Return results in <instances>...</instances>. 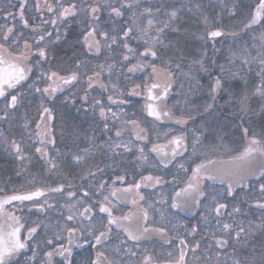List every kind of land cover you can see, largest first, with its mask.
Returning a JSON list of instances; mask_svg holds the SVG:
<instances>
[{
	"label": "flooded vegetation",
	"instance_id": "1",
	"mask_svg": "<svg viewBox=\"0 0 264 264\" xmlns=\"http://www.w3.org/2000/svg\"><path fill=\"white\" fill-rule=\"evenodd\" d=\"M247 1L140 0L137 7L134 0H108L116 7L121 3H132L133 7L121 9L123 15L120 17L110 15V9H101L94 26L109 35H116L118 40L108 48L98 35L101 49L96 52L90 51L83 41L84 33L93 23L90 14L80 12L61 21L57 18L60 0H26L23 19L28 24L25 26L20 17V4L24 0H0V43L5 44V50H0L2 55L10 52L13 57L18 56L25 51V40L33 44L37 36L51 33L50 36L45 35L40 45L46 48L47 57L40 58L33 45L29 57L33 65L32 73L27 81L22 82V87L8 90L11 95L19 92L23 96L21 103L14 110H9L7 117L0 119V198L27 193L36 188L64 185L62 193L48 194L34 201L5 204V209L10 212L15 209V215L21 218L24 225L21 228L22 240L28 236L29 228L37 229L28 238V246L10 257V264H95L97 254L101 252L104 254L101 258L103 264H145L146 256L151 258L150 264H235L236 261L239 264H264V228L259 227L264 212L256 205L257 200L264 199V193L260 190V185L264 184V168L256 177L243 180L242 177H232L238 176L235 171L231 174L229 169L224 171L216 165L207 166L214 160L238 156L253 135L264 141V97L253 94L259 83L256 76L259 68L256 63L248 67L241 65V58L247 54H250L249 58L264 55V42L246 40V23L237 33H233L240 36L239 41L231 44L222 41L229 36L232 21L238 18L241 22L248 12L254 13L259 0H255L256 4L251 10L247 8ZM62 2L66 5L73 0ZM74 2L83 8L88 0ZM37 4L40 5L39 10ZM47 4L55 6L53 12H48ZM147 8L152 9L151 16L144 12ZM172 10H176L178 15L169 27L164 28L162 43L154 49L157 57L147 56L141 60L140 53L147 45L139 38L137 29H143L148 19H152L156 22L155 26L145 39L156 36L155 29L164 26ZM199 13L207 14L210 19L216 15L222 16L213 28L225 33L215 40L208 39L203 48L196 37L192 40L188 35L190 22ZM54 19L55 25L51 23ZM7 27L14 29V35L12 39L4 41L2 35ZM128 27H132L133 32L126 42L135 50L134 54L123 48L120 39ZM234 43L239 46L238 49L232 48ZM232 53L236 56L233 57ZM125 55H134L135 58L124 61ZM181 56L189 61L181 60ZM202 57L203 69L194 63ZM77 62L80 63L79 68L76 67ZM138 62L146 63L149 67L130 72L129 68ZM151 65L172 73L173 86L166 99L158 102L162 108L170 110L171 118L156 120L147 114L145 85L157 82ZM221 65L226 69L231 68L238 75H227L223 88L216 92L213 99L210 84L220 75ZM182 67L192 70L193 79L189 86L181 84L182 87L179 85L176 88L175 82L180 75L178 71L183 70ZM51 71L61 76L76 71L79 82L65 86L62 91L52 95L29 89L33 83L41 89L46 87L48 81L43 78L37 80V77L41 72ZM94 72L100 73V80L89 88L87 77ZM136 85H141L136 90L139 95L134 92ZM109 96L112 97L111 101ZM244 97L247 99H242ZM7 99H10V95ZM6 103L7 100L0 97V117H4ZM101 106L105 110V117L100 116ZM43 107L51 109L53 117L48 126L55 143L46 145L49 159L57 164L52 171L35 151L36 147L41 146L35 133L36 124L43 123L40 121ZM111 113H116L117 118L113 119ZM180 118L186 123L178 124ZM127 121H136L146 129L147 139L138 140L135 130L131 125H126ZM105 124L108 125L107 129ZM245 128L248 129L247 135L243 131ZM117 131H121L120 137L115 135ZM179 135L184 136V146L173 157L171 149L174 145H169L168 141ZM12 141L20 143L22 154L30 159L19 160L11 147ZM116 144H128L132 150L114 149L112 146ZM154 144L166 145L164 151L167 155L152 151ZM140 148H143L147 162L139 159ZM254 155L264 161V155ZM74 156H83L84 159L77 163ZM199 164H203L204 169L193 176V169ZM90 172L94 175H88ZM244 172L241 170L239 175ZM149 175L159 177L162 182L154 184L141 180V177ZM118 176H124L125 180L114 184ZM137 182L140 183L137 191H120L115 196L111 195L113 189H123ZM101 183L105 187L98 191ZM189 183L198 184L205 195L193 193L186 201L184 196L177 197L176 194L186 189ZM229 183L233 186L232 195L227 193ZM69 185L72 187L69 188ZM84 190L89 192L90 199L83 196ZM68 191L75 192L77 199H69ZM104 197H108V200L105 201ZM45 200L51 207H40ZM174 202L179 206L173 207ZM102 203L112 208L114 217L129 216L130 219L119 220L122 227L115 224L108 226V214L99 211ZM216 203L227 206L219 216L215 212ZM88 205H93L92 211L80 215ZM234 207H238L239 212H233ZM69 215L74 217L72 221L67 220ZM225 223L232 226L229 229L231 236L222 231ZM106 226L111 228L107 239L96 244L95 236L106 231ZM239 226L246 231L236 239L235 231ZM193 227L196 232H192ZM70 228L76 231L69 233L67 229ZM124 228L134 234H139L145 228L148 232L134 241ZM160 229L164 231L160 232ZM181 237L187 247L180 244ZM214 237H223L228 243L218 245ZM61 245L70 251L61 255ZM49 251L53 252L50 261L45 256ZM181 252L184 253L183 261H180Z\"/></svg>",
	"mask_w": 264,
	"mask_h": 264
},
{
	"label": "snow or ice",
	"instance_id": "2",
	"mask_svg": "<svg viewBox=\"0 0 264 264\" xmlns=\"http://www.w3.org/2000/svg\"><path fill=\"white\" fill-rule=\"evenodd\" d=\"M135 6L139 7L140 0H134ZM26 7V0L20 4V17L23 20V23L25 26H27L28 21L23 19L24 9ZM48 12H53L54 5L47 4L46 5ZM133 7L132 3H121L119 7L113 6L111 3L108 2V0H104V2H99V0H88L87 6L81 8L78 7L77 3L69 2L66 5L60 0L58 5V19L63 21L68 17H75L80 14V12H84L86 14L91 15V19L93 21L92 24L88 26L87 31L84 33L83 41L85 46L91 51L95 50L96 52H99L101 49V39H98L97 36L99 35L100 38L103 39L105 42L104 46L111 48L112 45H115L117 43L118 37L116 35H109L108 32H104L102 30H99L98 27L94 26L96 21L99 19V13L101 12V9L107 8L110 9V15L114 14L115 17H120L123 15V12L121 9L128 8L131 9ZM40 9V5L37 4V10ZM159 11V9H157ZM144 12L147 13L149 16L152 14V9L147 8L144 9ZM143 14V13H141ZM177 11L172 10L168 13V21L164 23L163 27L156 28V36H149L148 39H145V36H148L150 31L155 26V23L152 19H148L147 26L143 29H137L139 32V38L142 39L147 45L144 52L140 53V59L143 60L147 56H151L153 58L157 57V51L154 49L156 46L160 43H162L161 40V34L164 31V28H167L170 26L171 22H174L177 18ZM262 21H264V0H259L258 5L256 6V9L254 13L251 15V18L249 19L248 23L245 24V27H251L254 24H259ZM205 24H208L207 18H205ZM44 23H47L45 21ZM52 24H56V20L51 21ZM133 32L132 27H128L126 30L123 31L122 37L120 39L123 42V48L130 54H134L135 50L132 49L128 43L126 42L129 38L130 34ZM225 33L218 29L213 28L209 31H207L206 36L209 40H215L217 37L223 36ZM14 35V29L12 27H7V29L3 32L2 39L4 41H8L12 39V36ZM45 35L50 36L51 33H46L44 35H39L35 38L33 41V44H29L27 40L24 41V49L25 51L21 53L18 56H12V54L9 52L6 56L0 55V97H4L7 100V103L4 107V117H0V119H3L9 115V110H14L20 103L23 96V93H17L15 95H11L8 90L9 89H16L18 86H23L22 82H25L28 80L30 73L33 71V65L29 62V57L31 55V50L33 45L36 46V52L38 53L40 58H46L47 52L45 47H40L41 44H43L45 40ZM59 38V37H57ZM201 39H204V37H201ZM262 39H264V36H262ZM16 41H13L15 43ZM0 50H5V44L0 43ZM232 56L235 57L236 54L232 53ZM250 57V54H247L241 58V65L242 67H248L249 65L256 63L259 71L256 73V76L259 80L258 85L256 86L254 90V95L258 94L261 97H264V55H259L258 57ZM134 55H125L123 57L124 61H129L130 59H134ZM40 61H37V65H39ZM194 63L200 65V67L204 68V61L203 57L200 60L195 61ZM229 63L231 64L232 61L230 60ZM77 68L80 67V63L77 62L76 65ZM103 67V66H101ZM149 67L146 63L138 62L137 64L132 65L131 68H129V71H134L136 69L143 70L144 68ZM177 68H179V65H176ZM152 73L154 74V79L157 82H153L151 84L145 85L146 93H147V101L145 108L147 111V114L151 117H154L156 120H160L163 117L171 118L172 114L170 110H167L166 108H162L160 106V103L163 102L166 97L169 94L170 89L173 86V79H172V73L167 70H159L156 68L155 65H151ZM249 71H251V68H248ZM220 75H217L214 80L210 84V93L212 94V98L215 99V94L217 91L221 90L223 88L225 77L227 75L236 76L238 75L237 72H233L231 68H225L223 65L220 66ZM41 78L48 81L47 86L43 89L39 87H35V83L32 85H29V89H34L35 92L52 95L56 93L57 91H62L65 86L72 85L74 82H79V73L76 71L71 72L67 76H61L58 72L51 71V72H41V75L37 77V80H40ZM100 80V73L94 72L92 76L87 77L88 81V87L91 88L93 86V83ZM101 87H105L104 85H101ZM141 88V85H136L134 92L136 95H139V91H136ZM8 95H10V99H7ZM84 99H87V96L84 97ZM108 99L111 101L112 97L109 96ZM242 99H247V97H244ZM97 104H99V101H96ZM208 107H211V105H208ZM110 111V110H109ZM113 119L117 118L116 113H111ZM100 116L105 117L106 113L104 108L101 106L100 108ZM52 113L51 109L47 107H43L42 112L40 113V121L43 123H37L36 128L37 131L35 135L39 138V144L40 147H36L35 151L36 153H39L41 157L44 158L45 162L50 165L49 171H52L57 168V164L53 162L52 159H49V154L47 151V144H54L55 140L51 138V130L48 126V122L52 119ZM178 124H184L186 123L185 120L182 118L177 120ZM126 125H131V127L135 130V136L138 140H145L147 139V130L144 128H141L139 124L136 121H127ZM105 129H107L108 125L105 124ZM244 134H248V129L245 128ZM117 137H120L122 135L121 131H117L115 133ZM169 145H174L171 149L172 156L175 157L177 154L178 149L182 148L184 146V136H174L170 141H168ZM12 149L14 150L15 155L17 158L21 161L25 159H30V157H26L22 154L23 149L20 143H17L16 141H12L11 144ZM115 148H123L125 151H131L132 149L129 147L128 144H116L112 146ZM166 145H157L154 144L152 147V151L157 152L158 154L162 153L163 155H167V153L164 151ZM186 150V149H185ZM140 152L139 159L147 162V157L144 155L143 148L138 149ZM87 152V150H85ZM255 153H260L261 155H264V141H261L258 139L255 135L251 136L248 140V146L245 147L242 152L236 157H234L235 160L245 162L250 157L253 156ZM59 154V153H58ZM73 159L79 163L81 162L84 157L83 156H74ZM183 168V165L180 166ZM204 169L203 164H199L196 166L195 169H193V176H197L200 171ZM97 171H101L100 169H97ZM88 175L92 176L94 173H88ZM211 179H215V177H209ZM124 176H118L116 177V180L113 181L115 184L117 181H124ZM141 180L143 181H152L154 184L161 183V179L159 177H152L151 175L146 177H141ZM72 186L69 185V188ZM105 185L101 183L98 187V191L100 189H103ZM140 188V183L137 182L135 184H129L126 188L123 189H113L111 195L115 196L118 192L123 191L124 193H129L133 191H137ZM260 190L262 193H264V184L260 185ZM64 191V185H60L55 188H36L34 191H30L23 194H13L9 195L3 198H0V221H3L0 223V264H10V257L18 253L21 249H24L28 246V238L32 236L33 233L36 232V227L29 228L28 229V236L25 237L23 240L21 239V228H23V224L21 223V218L17 215H15V209L13 211H8L5 209V204H11L14 201L19 202H25V201H34L39 198H43L48 194H54V193H62ZM193 193H197L200 196H204L205 193L199 190L198 184L189 183L186 189H183L181 192H178L176 195L177 197L184 196L185 201L192 196ZM227 193L228 195H232L233 193V186L231 183L227 185ZM69 199H77L76 193L73 191H68L67 193ZM83 196L88 197L89 199L90 194L87 190L83 191ZM105 201L108 200V197H104ZM143 199V197H141ZM213 200L215 201V197H213ZM82 202V201H78ZM133 203H136L135 200H133ZM199 203V201H197ZM45 205H47V201L45 200L44 204H41L40 207L43 208ZM257 207L264 212V199L257 200L256 202ZM48 207H51V205H47ZM179 205L175 202L173 203V207H178ZM93 205L85 206L84 213H81L80 215H84L86 213H90L92 211ZM227 206L225 204L216 203L215 212L217 216L221 214V210L226 208ZM238 207L233 208V212H239ZM99 211L101 213H107L108 214V220L107 225H117V227H122V225L118 222L119 220H128L130 219L129 216H123V217H114L112 215V208L108 207L106 204H100L99 205ZM231 215V213H229ZM144 218L147 219V212H144ZM74 217L72 215H69L67 217V220L72 221ZM38 227V225H37ZM232 226L230 224H223L222 231L227 234L228 236H231V232L229 229ZM251 227V226H250ZM259 227L264 228V218H262V222L259 225ZM106 231H102L99 233V235L95 236L96 244H100L102 242V239H107L108 232L111 231L110 227H107ZM69 233H73L76 231L74 228L67 229ZM128 237L131 240L138 241L142 235L148 232V229L145 228L143 231H141L139 234H134L132 231H130L127 228L123 229ZM160 232H163L164 229H160ZM245 228L243 226H239L238 230L235 231V238L239 239L241 237L242 233H245ZM192 232H196V228L193 227ZM180 244L187 247L186 241L181 237ZM215 239V237H214ZM48 243H51V241H48ZM215 243L218 245H226L228 243V240L221 237L219 239H215ZM197 245L196 247H198ZM60 247V254L63 255L64 252L70 251V249H64L63 246ZM195 249H193L194 251ZM129 251H131L129 249ZM35 251H33V258H35ZM53 255V252L49 251L45 253V256L48 258V260H51V257ZM135 255V253H133ZM104 256V254L98 253L97 254V261L95 264H103V260L101 259ZM145 264H150V257H145ZM184 260V253L181 252L180 261ZM111 264V262H109ZM235 264H239V261H236Z\"/></svg>",
	"mask_w": 264,
	"mask_h": 264
},
{
	"label": "rangeland",
	"instance_id": "3",
	"mask_svg": "<svg viewBox=\"0 0 264 264\" xmlns=\"http://www.w3.org/2000/svg\"><path fill=\"white\" fill-rule=\"evenodd\" d=\"M255 4H256L255 0H249V1H247V8L251 10ZM251 15L252 14L250 11L247 13L246 19L244 18L241 22L238 21V18L235 19L234 21H232V26H230V28L228 30L230 37L228 36L227 38L222 39V41L229 43V44L239 41L240 36L238 34L233 35V33H237V31H239L241 29V26H243L244 23L247 24V22L251 18ZM194 16H195V18H193L191 20L190 26L188 27L189 28V31H188L189 34L188 35L192 40H194L193 37H196V39L200 43V47L203 48L204 44L206 42H208V38L206 36L207 31L213 29V26L222 19V16L216 15V17L213 19H210L207 16V14H201V13L198 14L199 17L197 15H194ZM205 18H207V21H208L207 25L204 22ZM246 30H245L246 31V40H250L252 42H258V41L264 42V39H262V36H264V21L261 24H259L258 26L253 27V28L248 27ZM201 37H204V39H201ZM233 47L235 49L239 48V46H237V44H235V43L232 44V48ZM182 56H184V55H182ZM182 56H181V60H183L185 62L189 61V60L183 59ZM182 69L183 70L179 69V71H178V73L180 75L175 82L176 88L179 87V85H181V84H183V85L188 84V86H189V84L191 83V80L193 79L191 69L186 68V69H188V70H186L184 67H182ZM181 87H182V85H181ZM263 259H264V254H263Z\"/></svg>",
	"mask_w": 264,
	"mask_h": 264
},
{
	"label": "water",
	"instance_id": "4",
	"mask_svg": "<svg viewBox=\"0 0 264 264\" xmlns=\"http://www.w3.org/2000/svg\"><path fill=\"white\" fill-rule=\"evenodd\" d=\"M0 55L2 53L0 52ZM4 55V54H3ZM264 161H261V158L257 159V156L253 154L252 157H250L247 161L241 162L237 161L234 158L232 159H225V160H214L207 164V166L212 167L213 165H216L220 167L221 170H230L231 174L235 171L238 176H232L234 178L240 179V177L243 178V180H247L253 177H256L264 168ZM257 163V165L255 164ZM241 170H245L243 175H239Z\"/></svg>",
	"mask_w": 264,
	"mask_h": 264
}]
</instances>
